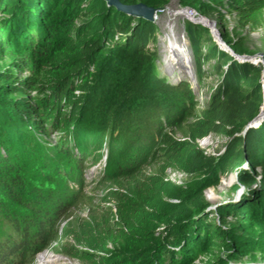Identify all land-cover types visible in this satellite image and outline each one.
I'll list each match as a JSON object with an SVG mask.
<instances>
[{
	"label": "trees",
	"instance_id": "16d2710c",
	"mask_svg": "<svg viewBox=\"0 0 264 264\" xmlns=\"http://www.w3.org/2000/svg\"><path fill=\"white\" fill-rule=\"evenodd\" d=\"M168 1L118 0L142 3L156 14ZM178 3L201 17L227 7L248 18L264 8V0ZM185 28L198 76H204L202 66L209 60L218 76L202 109L187 101V84L181 83L186 92L178 94L181 84L170 86L153 76L158 57L148 47L156 41L153 20L104 0H0V264H31L49 248L70 207L67 198L82 196L75 193L83 181L81 163L110 127L130 157L113 158L105 178L126 183V194H113L117 220L109 213L101 220L90 216L75 235L86 248H63L64 253L90 264H193L209 246L213 260L207 264H238L243 255H250L246 264H263L258 258L264 257V121L246 128L262 102L260 69L218 50L203 27L186 23ZM221 41L243 53L225 34ZM204 42L210 43L205 54ZM76 89L87 92L78 101L72 96ZM138 92L145 99L161 98V105H144ZM95 110L103 125L91 118ZM148 116L156 118L144 134L140 124ZM125 118L130 121L121 123ZM83 125L87 128L80 131ZM168 127L182 139L169 138ZM61 129L71 132L59 134ZM52 130L58 135L46 142L43 135ZM210 134L227 139L219 157L198 146ZM148 163L158 164L161 174L175 170L202 180L240 164L235 180L250 188L215 207L218 218L225 212L233 222L213 226L205 216L195 218L205 208L203 188L189 194L162 176L144 173ZM54 194L63 198L53 202ZM29 195L35 197L30 203Z\"/></svg>",
	"mask_w": 264,
	"mask_h": 264
},
{
	"label": "rangeland",
	"instance_id": "374dc122",
	"mask_svg": "<svg viewBox=\"0 0 264 264\" xmlns=\"http://www.w3.org/2000/svg\"><path fill=\"white\" fill-rule=\"evenodd\" d=\"M216 11L218 12L204 17L206 25H203V23H201L203 19L198 18V20L195 21L194 18L196 15L193 10L180 6L178 0H169L161 10H158L156 16L152 19L157 28L155 33L156 41L148 45L149 49L151 51L155 50L158 56L155 61L156 67L153 76L161 79L170 86H176L184 82L187 84L186 86L191 93V99L187 101L192 100V102L197 104L199 109L206 106L208 96L218 83V76L215 75V72L212 70L214 60L204 62L202 66L204 76L202 78L198 76L197 64L193 57L185 28L186 23H192L203 27L205 37L210 40L212 45L218 50L228 54L229 47L221 41V34H225L234 44H240L243 49L242 54H236L230 50L232 55L234 54V57L232 55L230 56L233 60L259 67V82L262 87V102L259 113H264V8L257 10L256 14L248 18L243 17L238 11L228 9L227 7L218 8ZM215 39H218V43ZM208 43L209 42H204V54L209 50L208 47L210 43ZM171 44L180 45L176 50L179 51L181 55L174 58V54L171 51L172 47L170 48ZM219 45H221V48ZM235 54L244 56L243 60L236 59L237 57H235ZM179 58H181V61ZM175 59H178L180 62L175 61ZM185 61L188 70H185L186 74L183 73V69L178 67V64H183ZM179 87L177 93L181 94L183 92L184 94L186 92L184 86L181 84ZM86 94V91L76 89L73 91L72 96L75 101H78ZM106 94L109 93L106 92ZM144 96V92H142V94L138 92L137 94V98L141 97L143 99L142 102L144 105L153 101L156 102L158 106L161 105V98L145 99L143 98ZM153 96H155V92H153ZM178 97H180V95ZM174 105H172L170 109H172ZM97 111L98 110L94 111L95 114H93L91 118L98 124L103 125L105 120L97 115ZM158 111L159 109H157V112ZM75 118L81 121V118L77 116ZM152 118L148 116L144 120H141V133L143 132L146 134L150 131L155 120H152ZM129 119L130 118L121 119V123L128 122L130 121ZM263 121L264 118H262L260 122H257L254 127H259ZM163 126H165V124ZM85 128H87V126L83 125L82 128L80 127V131H82V129L85 130ZM164 130V133H166L169 138L174 140L182 139L181 133L176 129H169L168 127ZM58 131H60L59 134L67 135L68 131L71 132V129H61ZM80 131H77L76 134H81ZM112 131L110 127V130H107L103 135L99 136L95 153L92 155L90 154L87 160L81 163L83 169L81 170L79 168V170L83 177V181L81 189L78 191L75 190V193L82 192V196L74 201L71 199L72 196L67 198L70 207L58 222L56 227L58 229L57 237L53 239L49 248L33 256L31 264H90L77 254L68 255L64 253L63 248L75 247L76 250L86 248L85 244L76 238L75 235L80 234L79 226L87 222L90 216L94 217L95 220H101L103 216L109 213L111 220H117L115 204L118 202V198L113 196V194H126V183L122 180L116 183L113 180L105 178L109 171V166L111 162H113V158L123 159L127 162L130 160V157L127 154L128 152H126L127 146L121 144L122 139L116 136V131ZM57 135V132L52 130L49 136L46 134L45 136L43 135V138L46 139V142L54 141ZM156 144L161 145L159 142ZM226 145L227 139L216 134H210L198 141L199 148L206 155L211 157H219L224 152ZM125 164L127 165V163ZM127 166H129V164ZM142 169L146 174H156L162 176L164 180L172 184L181 185L183 188H186L185 190H187V192H190L189 194H196L203 188V202L205 208L198 211L195 214V218L200 219L201 216H205L203 218L205 223L209 225L212 224L213 226L216 225L220 227L222 224H231L233 222L232 216L225 212L221 214L222 218H218V215L215 213V207L224 205L225 203H231L234 201L233 199L235 196H241V192H248L250 188V185L243 186L240 182L238 183L235 180L236 173L242 169L240 164L233 166V168H229L225 172H216V174H214L215 176L208 180L205 179L206 181L202 180L200 177L188 176L185 173L175 170H167L165 173L161 174L158 164L148 163ZM72 186L74 189H78V185ZM128 197H133L130 191ZM34 198V196L29 195L28 200H25L30 203ZM52 198L54 202L63 197L54 194ZM44 205H46L47 208L49 207L48 202H45ZM18 207L21 208V205L19 204ZM101 223H103V221ZM116 233L117 232L114 233V236L117 235ZM203 240L204 239H202V241ZM107 247L112 248V245L107 244ZM207 247L206 251L204 249V252L196 254L193 264H207L209 261L213 260L212 256L209 254L210 251L207 250L211 248L209 246ZM249 256H241L237 263L246 264L249 262ZM258 260L264 264V257L260 256Z\"/></svg>",
	"mask_w": 264,
	"mask_h": 264
},
{
	"label": "water",
	"instance_id": "95a60500",
	"mask_svg": "<svg viewBox=\"0 0 264 264\" xmlns=\"http://www.w3.org/2000/svg\"><path fill=\"white\" fill-rule=\"evenodd\" d=\"M108 5H112L114 6L116 9L122 11V12H126L128 14H131L135 17H141L143 19H148V20H152L156 14V11L151 8V7H147L142 3H136V4H132V5H121L118 0H104ZM198 18H201L204 20V17L201 16H196L194 18V20H198ZM200 22V21H199ZM202 23V22H201ZM203 25H206L203 23ZM215 41L218 43V39H215ZM221 45H219L220 47ZM221 48V47H220ZM227 48V47H226ZM230 49H228V55L231 56L232 53ZM234 55V54H233ZM232 55V56H233ZM234 57V56H233ZM235 57H237L236 59L238 60H243L244 56L242 55H236ZM264 118V115H261L260 113L249 123L246 125V128L256 124L257 122H260V120Z\"/></svg>",
	"mask_w": 264,
	"mask_h": 264
},
{
	"label": "bare ground",
	"instance_id": "6f19581e",
	"mask_svg": "<svg viewBox=\"0 0 264 264\" xmlns=\"http://www.w3.org/2000/svg\"><path fill=\"white\" fill-rule=\"evenodd\" d=\"M201 22L202 23H204V24H206V21H204V20H201ZM172 47V49H171V51H172V53L174 54V58H176V56H179V55H181L180 54V52L179 51H177L176 49H178L179 47H180V45H170V48ZM179 60L181 61V58H179ZM178 59H175V61H177V62H180ZM179 66V68L180 69H183V73H185L186 74V71H188L187 70V64H186V61L183 63V64H178ZM186 70V71H185ZM264 113L263 112H261V115H263Z\"/></svg>",
	"mask_w": 264,
	"mask_h": 264
},
{
	"label": "built area",
	"instance_id": "2783aa9c",
	"mask_svg": "<svg viewBox=\"0 0 264 264\" xmlns=\"http://www.w3.org/2000/svg\"><path fill=\"white\" fill-rule=\"evenodd\" d=\"M155 16H156V14H155ZM155 16H154V17H155Z\"/></svg>",
	"mask_w": 264,
	"mask_h": 264
}]
</instances>
